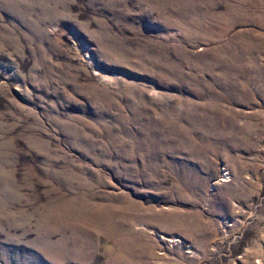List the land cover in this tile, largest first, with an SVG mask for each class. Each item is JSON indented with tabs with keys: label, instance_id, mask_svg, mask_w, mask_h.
Returning <instances> with one entry per match:
<instances>
[{
	"label": "rangeland",
	"instance_id": "rangeland-1",
	"mask_svg": "<svg viewBox=\"0 0 264 264\" xmlns=\"http://www.w3.org/2000/svg\"><path fill=\"white\" fill-rule=\"evenodd\" d=\"M0 264H264V0H0Z\"/></svg>",
	"mask_w": 264,
	"mask_h": 264
}]
</instances>
